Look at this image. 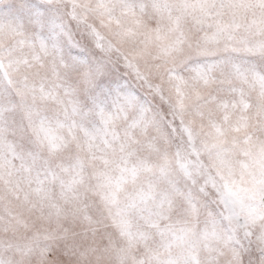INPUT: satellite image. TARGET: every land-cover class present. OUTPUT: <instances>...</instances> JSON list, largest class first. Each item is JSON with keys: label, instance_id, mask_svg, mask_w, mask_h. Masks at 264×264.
Wrapping results in <instances>:
<instances>
[{"label": "snow or ice", "instance_id": "obj_1", "mask_svg": "<svg viewBox=\"0 0 264 264\" xmlns=\"http://www.w3.org/2000/svg\"><path fill=\"white\" fill-rule=\"evenodd\" d=\"M0 264H264V0H0Z\"/></svg>", "mask_w": 264, "mask_h": 264}]
</instances>
